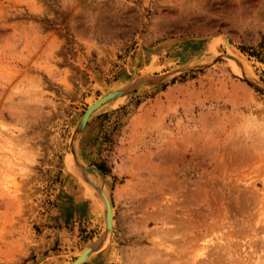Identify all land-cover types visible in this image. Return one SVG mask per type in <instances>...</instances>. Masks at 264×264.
<instances>
[{"label":"rangeland","instance_id":"rangeland-1","mask_svg":"<svg viewBox=\"0 0 264 264\" xmlns=\"http://www.w3.org/2000/svg\"><path fill=\"white\" fill-rule=\"evenodd\" d=\"M88 249L264 264V0H0V264Z\"/></svg>","mask_w":264,"mask_h":264},{"label":"water","instance_id":"water-1","mask_svg":"<svg viewBox=\"0 0 264 264\" xmlns=\"http://www.w3.org/2000/svg\"><path fill=\"white\" fill-rule=\"evenodd\" d=\"M142 84H140V86H141ZM124 93H126V91L125 90H120V91H115V92H112V93H110V94H108L107 96H104L100 101L101 102H103V101H105V99L106 98H113V97H115V96H118V95H123ZM92 108L93 107H91V106H88L87 107V109L84 111V113H83V115H82V117H81V119H80V125H81V123H82V121H84V123L85 124H87V122L89 121V120H87V121H85V119L88 117V115H89V113H91V111H92ZM80 127V126H79ZM88 183H90L89 181H88ZM91 185H92V187L93 188H95V190L100 194V196L103 198V200H104V202H105V204H106V206H107V210H106V212H107V224L109 225L110 223V221H111V203H110V201H109V198H107L104 194H103V191L99 188V187H97V185L96 184H94V183H90ZM92 252V249H88V250H85V254H82V255H80L78 258H76L74 261H73V263L72 264H81V263H83L86 259H87V257H89V255H90V253Z\"/></svg>","mask_w":264,"mask_h":264},{"label":"bare ground","instance_id":"bare-ground-1","mask_svg":"<svg viewBox=\"0 0 264 264\" xmlns=\"http://www.w3.org/2000/svg\"><path fill=\"white\" fill-rule=\"evenodd\" d=\"M230 56H233V55H230ZM233 64V63H232ZM233 66V65H232ZM241 66V65H240ZM237 67V66H236ZM241 69V68H240ZM244 71V70H243ZM242 73V72H241ZM103 98V97H102ZM101 98V99H102ZM100 99V100H101ZM112 99V98H111ZM100 100H98L97 102H95L94 103V105H91V107H93L92 108V111H91V113H89V115H88V117L85 119V121H87L88 119H89V117H91L92 116V113H93V111L96 109V108H98L99 107V105H101L102 103H104V102H106V101H109L110 100V98H106L105 99V101H103V102H101ZM105 105V104H104ZM71 159H73L72 157H71ZM75 161V160H74ZM71 162V164L72 165H68V167H69V169H70V171L73 173V175L74 174H76L77 176L79 175H81V174H78V170H80L79 169V167L77 166V165H75L74 163H76V161L73 163L72 161H70ZM76 166V167H75ZM86 169V168H85ZM85 172V171H84ZM86 174H87V171H86ZM78 176V177H79ZM89 177V176H88ZM81 178V177H80ZM80 178H77L78 180H79V182L80 183H82L84 186H85V188H86V190H87V195H89V197L90 198H92V199H94V200H97V201H99V203H101V205H103L102 207H104V209H105V211L107 210V206H106V204H105V202H104V200H102L103 198L99 195V193L95 190V188H93L92 186H88V184H87V182L86 181H84L82 178L80 179ZM84 178V177H83ZM104 194V193H103ZM106 194V193H105ZM104 194V195H105ZM106 196V195H105ZM107 197V196H106ZM102 198V199H101ZM112 212V211H111ZM111 215V214H110ZM80 264V263H79Z\"/></svg>","mask_w":264,"mask_h":264},{"label":"trees","instance_id":"trees-1","mask_svg":"<svg viewBox=\"0 0 264 264\" xmlns=\"http://www.w3.org/2000/svg\"><path fill=\"white\" fill-rule=\"evenodd\" d=\"M99 170H100L101 172H103L101 168H99Z\"/></svg>","mask_w":264,"mask_h":264}]
</instances>
